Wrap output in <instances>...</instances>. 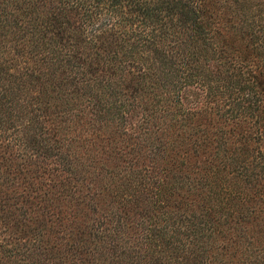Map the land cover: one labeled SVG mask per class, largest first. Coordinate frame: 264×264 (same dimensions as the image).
I'll list each match as a JSON object with an SVG mask.
<instances>
[{"label": "trees", "instance_id": "obj_1", "mask_svg": "<svg viewBox=\"0 0 264 264\" xmlns=\"http://www.w3.org/2000/svg\"><path fill=\"white\" fill-rule=\"evenodd\" d=\"M0 264H264V0H0Z\"/></svg>", "mask_w": 264, "mask_h": 264}, {"label": "rangeland", "instance_id": "obj_2", "mask_svg": "<svg viewBox=\"0 0 264 264\" xmlns=\"http://www.w3.org/2000/svg\"><path fill=\"white\" fill-rule=\"evenodd\" d=\"M18 253H20V252H18Z\"/></svg>", "mask_w": 264, "mask_h": 264}]
</instances>
